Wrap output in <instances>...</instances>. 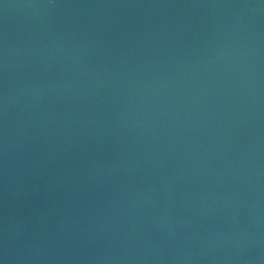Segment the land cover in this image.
Returning a JSON list of instances; mask_svg holds the SVG:
<instances>
[{"label": "water", "instance_id": "1", "mask_svg": "<svg viewBox=\"0 0 264 264\" xmlns=\"http://www.w3.org/2000/svg\"><path fill=\"white\" fill-rule=\"evenodd\" d=\"M0 264H264V0H0Z\"/></svg>", "mask_w": 264, "mask_h": 264}]
</instances>
